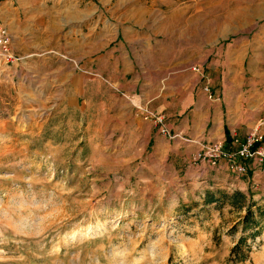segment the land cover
Segmentation results:
<instances>
[{
  "label": "rangeland",
  "instance_id": "obj_1",
  "mask_svg": "<svg viewBox=\"0 0 264 264\" xmlns=\"http://www.w3.org/2000/svg\"><path fill=\"white\" fill-rule=\"evenodd\" d=\"M13 18L51 44L0 63V264H264V216L250 237L230 229L243 208L202 203L238 188L264 206V163L194 159L179 131L264 145V0H0ZM103 27L120 62L70 49Z\"/></svg>",
  "mask_w": 264,
  "mask_h": 264
},
{
  "label": "crops",
  "instance_id": "obj_2",
  "mask_svg": "<svg viewBox=\"0 0 264 264\" xmlns=\"http://www.w3.org/2000/svg\"><path fill=\"white\" fill-rule=\"evenodd\" d=\"M28 5V4H25ZM30 5V4H29ZM31 5H36V2H31ZM28 7V6H25ZM44 8V7H42ZM42 13V12H41ZM104 20V19H103ZM102 19H95L93 20V23L99 24L100 21H103ZM7 23H9V31L11 33V40H12V45L15 47V42L18 41V47L20 52L28 57L29 54H33L38 49H40L43 45L51 44V40L48 39L49 35L46 34L44 35H39L38 33L33 34V31L29 29L27 23L25 22H19L17 19L13 18L10 20H6ZM96 21V22H95ZM48 32L55 31L54 26H46L45 27ZM94 31V32H93ZM94 33V34H93ZM99 34V35H98ZM113 36L110 39H107V31H105V28H100V30H93L92 28H89L87 31L84 32V36L82 38H74V40H69V46L70 49L73 52L80 51L79 47L76 46V42H79V40L83 41V55L84 57L89 56L90 58H93V55L95 56H106L108 59H110L111 56L114 54L119 55L120 59L125 58V55H128V50H124V46L121 43V40L118 38V31H112L111 33ZM33 35L34 38L31 36ZM98 35V38L100 39H95V37ZM35 51V52H34ZM119 51V53H117ZM126 53V54H125ZM44 55V54H43ZM42 56V55H41ZM50 55L45 54L42 56V58H48ZM113 64L114 62H120V61H115L113 57H111ZM28 61H26V67H28ZM110 63L105 61V63H102V66L109 65ZM112 63L110 64L112 67H114ZM119 65H116V69ZM122 68H124L122 66ZM98 69V68H97ZM100 70V69H98ZM125 70H130V68H125ZM124 70V71H125ZM92 70H90L91 72ZM46 73L49 72V70L45 71ZM101 72V70H100ZM195 130H190L189 126L187 124H184L180 128V132L185 131L184 134L190 135L192 138L191 140L187 141L186 148L189 149L190 151H197L200 149L201 143L209 141L208 139L203 137V134L200 136L199 134H196L198 131L196 128ZM193 131V132H191ZM191 133H195L191 134ZM187 135H184L185 137ZM189 137V136H187ZM223 136L220 137L221 140ZM227 144L226 142H224ZM216 166L218 167H228L227 163L225 160H220ZM245 186L241 185V188L243 189Z\"/></svg>",
  "mask_w": 264,
  "mask_h": 264
},
{
  "label": "built area",
  "instance_id": "obj_3",
  "mask_svg": "<svg viewBox=\"0 0 264 264\" xmlns=\"http://www.w3.org/2000/svg\"><path fill=\"white\" fill-rule=\"evenodd\" d=\"M19 57L15 56L13 52V45L11 40V33L8 27L0 21V63L6 64ZM145 117H154L161 120V116L155 114L154 111L148 108H142ZM161 131L168 134V137H176V134L171 133L168 128L161 126ZM260 137V136H259ZM186 141L190 138L183 137ZM258 138L253 134L248 135L239 145H229L224 147V140L207 141L201 143L200 149L194 155V159L207 160L210 164L216 165L220 160H225L228 167L236 173L246 172L247 166L245 160L258 156L259 160L264 163V145H256ZM235 144V143H234ZM255 147V148H254ZM258 153V154H256Z\"/></svg>",
  "mask_w": 264,
  "mask_h": 264
},
{
  "label": "trees",
  "instance_id": "obj_4",
  "mask_svg": "<svg viewBox=\"0 0 264 264\" xmlns=\"http://www.w3.org/2000/svg\"><path fill=\"white\" fill-rule=\"evenodd\" d=\"M224 136L225 141L228 143L232 142V136L226 125H224ZM256 144L257 142L255 145ZM202 203H215L217 207H221L226 203L236 208V210H241L243 208L244 213L233 222L230 227L231 231L235 230L238 225H240L243 231L250 228L253 229L249 233L250 237L255 236V234L259 232L260 218L264 216V206H257L256 209H253L252 206L254 202L250 200V195L246 194L243 190L236 188L229 192L221 188L216 190L206 189L202 197ZM246 239L247 236L244 235L238 237L230 247L228 259L240 261L247 257L246 253L243 251V245L246 244Z\"/></svg>",
  "mask_w": 264,
  "mask_h": 264
}]
</instances>
